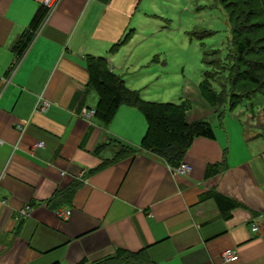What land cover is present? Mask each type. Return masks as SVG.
<instances>
[{
    "label": "crops",
    "instance_id": "0c3cea01",
    "mask_svg": "<svg viewBox=\"0 0 264 264\" xmlns=\"http://www.w3.org/2000/svg\"><path fill=\"white\" fill-rule=\"evenodd\" d=\"M136 1L60 0L16 56L43 0H0V264H78L116 249L142 252L149 264H264L258 123L199 97L207 112L189 105L185 120L208 122L214 138L194 139L183 159L189 172L175 175L140 149L147 125L136 108L119 106L107 125L82 114L97 104L88 58H104L135 88L118 57L130 50ZM116 142L136 152L110 163ZM213 195L239 206L221 215Z\"/></svg>",
    "mask_w": 264,
    "mask_h": 264
},
{
    "label": "rangeland",
    "instance_id": "374dc122",
    "mask_svg": "<svg viewBox=\"0 0 264 264\" xmlns=\"http://www.w3.org/2000/svg\"><path fill=\"white\" fill-rule=\"evenodd\" d=\"M130 29V50L118 60L124 61L122 76L135 87L128 88L139 91L143 100L193 105L195 113L205 114L198 99H205L200 85L207 80L215 93L225 91L224 102L216 107L220 114L258 123L264 132L261 95L244 98L230 110L225 82L232 53L230 26L218 1L137 0Z\"/></svg>",
    "mask_w": 264,
    "mask_h": 264
},
{
    "label": "trees",
    "instance_id": "16d2710c",
    "mask_svg": "<svg viewBox=\"0 0 264 264\" xmlns=\"http://www.w3.org/2000/svg\"><path fill=\"white\" fill-rule=\"evenodd\" d=\"M139 1V0H138ZM227 13L230 26V43L232 53L229 55L227 77L230 110H234L242 99H251L256 94L264 97V0H216ZM45 9L41 7L35 14L27 31L18 39L13 50L16 56L31 41L34 31L40 25ZM117 45H114L113 50ZM88 86L97 95L94 118L107 125L113 119L121 105L136 108L145 118L146 132L140 142V149L154 154L171 167L183 163V159L194 139L214 138L211 125L206 121L188 123L185 120L187 106L173 102H150L141 98L137 91L130 90L124 81L109 71L104 58L87 59ZM207 77V76H206ZM207 80L201 85L205 100L219 107L225 100V91L215 93L208 88ZM221 92V91H220ZM224 97V98H223ZM118 150L110 163L132 156L134 148L116 142ZM103 145L97 148L100 150ZM216 165L209 166L205 175L210 176ZM221 215H226L239 206L232 200L220 195H213ZM78 264H149L142 252L132 253L116 249L103 259L88 262L81 260Z\"/></svg>",
    "mask_w": 264,
    "mask_h": 264
},
{
    "label": "built area",
    "instance_id": "2783aa9c",
    "mask_svg": "<svg viewBox=\"0 0 264 264\" xmlns=\"http://www.w3.org/2000/svg\"><path fill=\"white\" fill-rule=\"evenodd\" d=\"M60 0H43V8L48 12V13H52L55 8L57 7V5L59 4ZM38 107L41 108H45L47 107V104L45 102L39 103ZM82 114L84 117H90L94 115L93 111H86V110H82ZM38 146H41V144H38ZM173 169V173L175 175H185L189 172L190 170V166L185 164V163H181L180 165H178L177 167H172ZM29 211V208L26 207L23 210H21L20 214L21 215H27ZM70 216V211H64V210H59L57 211V217L63 220L68 219V217ZM254 231L256 230V228L253 229ZM233 258V253L231 250H227L224 252L223 254V261L225 263L229 262L231 259Z\"/></svg>",
    "mask_w": 264,
    "mask_h": 264
}]
</instances>
